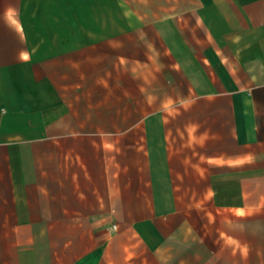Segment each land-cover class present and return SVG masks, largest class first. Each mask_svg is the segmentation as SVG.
Here are the masks:
<instances>
[{"label": "crops", "instance_id": "1", "mask_svg": "<svg viewBox=\"0 0 264 264\" xmlns=\"http://www.w3.org/2000/svg\"><path fill=\"white\" fill-rule=\"evenodd\" d=\"M101 4L0 0V264H264V0H191L141 116L85 67Z\"/></svg>", "mask_w": 264, "mask_h": 264}, {"label": "rangeland", "instance_id": "2", "mask_svg": "<svg viewBox=\"0 0 264 264\" xmlns=\"http://www.w3.org/2000/svg\"><path fill=\"white\" fill-rule=\"evenodd\" d=\"M190 3L111 0L109 9L101 4L100 25L93 31L100 37L99 55L85 60V67H98L101 79L111 84V115L177 112L172 96L181 93L186 75L172 67L174 53L186 54L197 46L185 25Z\"/></svg>", "mask_w": 264, "mask_h": 264}]
</instances>
